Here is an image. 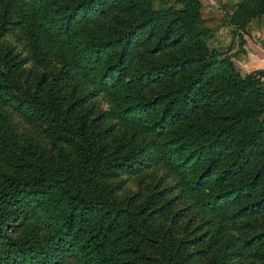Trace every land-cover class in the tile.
I'll return each mask as SVG.
<instances>
[{"label":"trees","instance_id":"obj_1","mask_svg":"<svg viewBox=\"0 0 264 264\" xmlns=\"http://www.w3.org/2000/svg\"><path fill=\"white\" fill-rule=\"evenodd\" d=\"M181 1L0 0V100L61 145L48 155L0 114V264H232L247 251L264 262L262 80L215 55L198 1ZM118 6L130 18L101 24ZM231 9L244 28L264 0Z\"/></svg>","mask_w":264,"mask_h":264},{"label":"rangeland","instance_id":"obj_2","mask_svg":"<svg viewBox=\"0 0 264 264\" xmlns=\"http://www.w3.org/2000/svg\"><path fill=\"white\" fill-rule=\"evenodd\" d=\"M174 6L181 10L185 9L181 0H171ZM198 1V11L199 18L201 20V25L209 28L211 32L206 37V42L209 45L210 50L217 56H227L233 63L239 75L244 78L249 75L258 76L262 80L260 89L264 91V16L252 18L244 28L232 20V5L241 3L243 0H197ZM251 1V0H250ZM130 18L128 13H126L120 6L117 8H111L107 10L101 17V24H117L116 20L121 21L122 19ZM14 45L16 50L20 51L22 55H27L28 53L23 50V45L20 44L18 40L14 37H10L4 46ZM146 46H140L135 52V62L142 66L147 63V52ZM185 51L184 45L176 44L165 47L162 51L155 53V57L158 59H171V55L177 53L178 55L183 54ZM31 64H28V66ZM34 71L41 72L43 68L41 66H33ZM27 72V71H26ZM25 72V73H26ZM25 73L22 72L19 78L20 91L26 94L28 91L27 81L25 80ZM180 71L173 75L174 78L179 76ZM219 85L221 87V80L216 78L214 80V85ZM163 86V79H159L151 85V91H156L158 88ZM222 88V87H221ZM254 102L260 101V97L257 94L252 96ZM93 103L98 108H104L107 105L106 99L102 96L94 99ZM0 114H2L3 120L6 121L18 134L30 139L35 145L40 149L45 151L50 156H56L60 144L54 142L47 132L49 123L43 119L30 118L24 116L17 112L10 105L3 103L0 100ZM63 150L69 151V147H63ZM162 170L156 169L153 173L152 178H147L146 182H151L155 180ZM151 189V188H150ZM188 203L186 200L176 202L177 208H182L184 214H188L184 218L188 221L191 217L195 216V211L191 212L187 208ZM264 211V209L262 210ZM264 213V212H261ZM258 220L256 221L259 226H262L264 219H262L261 214L258 215ZM198 223L192 221L189 230L194 233L196 232L195 227ZM20 230L15 232L18 235ZM184 234L183 227L181 228L179 236ZM69 260L70 262H66ZM60 264H74L72 259L68 256ZM232 264H264V262L259 259L253 251L244 252L242 256L238 257L237 260L233 259Z\"/></svg>","mask_w":264,"mask_h":264}]
</instances>
